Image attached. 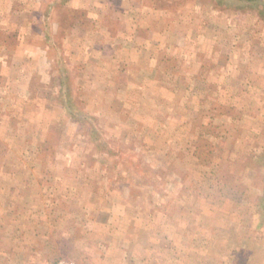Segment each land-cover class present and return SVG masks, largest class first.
Here are the masks:
<instances>
[{
  "label": "rangeland",
  "instance_id": "1",
  "mask_svg": "<svg viewBox=\"0 0 264 264\" xmlns=\"http://www.w3.org/2000/svg\"><path fill=\"white\" fill-rule=\"evenodd\" d=\"M0 264H264V0H0Z\"/></svg>",
  "mask_w": 264,
  "mask_h": 264
}]
</instances>
